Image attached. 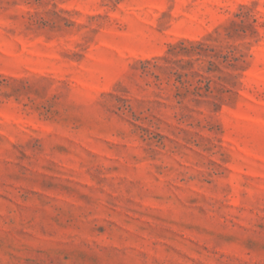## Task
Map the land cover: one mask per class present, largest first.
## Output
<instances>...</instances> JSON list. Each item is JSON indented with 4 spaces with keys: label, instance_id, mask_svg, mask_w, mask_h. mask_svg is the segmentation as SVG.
<instances>
[{
    "label": "rangeland",
    "instance_id": "374dc122",
    "mask_svg": "<svg viewBox=\"0 0 264 264\" xmlns=\"http://www.w3.org/2000/svg\"><path fill=\"white\" fill-rule=\"evenodd\" d=\"M0 264H264V0H0Z\"/></svg>",
    "mask_w": 264,
    "mask_h": 264
}]
</instances>
